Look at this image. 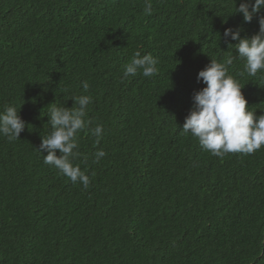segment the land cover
<instances>
[{"label": "trees", "instance_id": "16d2710c", "mask_svg": "<svg viewBox=\"0 0 264 264\" xmlns=\"http://www.w3.org/2000/svg\"><path fill=\"white\" fill-rule=\"evenodd\" d=\"M239 3L0 0V112L15 105L27 125L19 140L0 135V264H264V146L219 157L182 132L210 59L231 57L249 110L264 114V72L239 75L223 38L259 31ZM136 52L158 60L155 75L124 77ZM81 95L92 123L72 163L87 189L37 151L47 106Z\"/></svg>", "mask_w": 264, "mask_h": 264}, {"label": "clouds", "instance_id": "9594fccd", "mask_svg": "<svg viewBox=\"0 0 264 264\" xmlns=\"http://www.w3.org/2000/svg\"><path fill=\"white\" fill-rule=\"evenodd\" d=\"M144 11L150 15L152 5L148 3ZM261 13H264V0H240L236 14H242L244 23H251L254 17H258L259 31L250 38H242L240 28H226L223 33L228 49L234 47L238 57L244 61V69L239 73L241 76L245 73L256 76L258 72H264V15ZM232 62L231 57L224 62L210 59V63L199 71L197 82L205 86L193 93V106L182 126L183 133L198 139L205 151L219 157L227 153L251 154L264 146V114L256 116L249 110L248 101L242 93L244 87L228 73ZM157 64L158 60L153 56H141L140 52H136L125 66L123 75L135 76L140 71L144 77H151L158 71ZM89 87L85 81L83 89L87 91ZM91 99L86 95L73 97L74 106L70 109L55 102L49 104L47 124L51 126V131L41 138L37 149L39 153H47L43 156L44 164L57 168L73 184L79 182L85 189L90 184L89 176L72 161L81 155L79 151H74L78 149L77 133L92 123L86 119ZM26 127L15 105H5L0 112V135L10 141L19 140ZM89 131L99 144L103 126L97 124ZM105 155L103 150L97 151L94 162H99Z\"/></svg>", "mask_w": 264, "mask_h": 264}]
</instances>
